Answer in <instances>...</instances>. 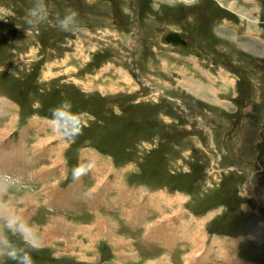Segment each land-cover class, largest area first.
Returning a JSON list of instances; mask_svg holds the SVG:
<instances>
[{"label":"rangeland","instance_id":"rangeland-1","mask_svg":"<svg viewBox=\"0 0 264 264\" xmlns=\"http://www.w3.org/2000/svg\"><path fill=\"white\" fill-rule=\"evenodd\" d=\"M31 2L0 0V96L14 104L0 124L13 121V135L33 116L49 120V109L67 101L84 124L82 135L67 140L68 149L80 147L81 164L115 184L128 182L137 202L152 196L175 216L197 217L189 233L194 244L188 240L175 253L176 233L184 239L189 223H158L149 233V222L143 234L137 222L119 227L103 209L93 217L91 210L67 213L64 222H52L61 226H44L55 216L44 210L29 222L44 226L38 235L46 241L29 250L34 264H180L183 252L194 257L187 264H203L204 253L207 264H264V0H44L49 19L34 30L24 22ZM65 8L78 13L74 33L55 26ZM168 31L185 43L166 41ZM14 100L20 109L11 119ZM36 127L29 128V145L46 140ZM2 142L3 156L20 151L9 133ZM17 185L10 194L0 184V193L7 187L3 199L22 217L29 207L16 203L33 201L15 193L24 191ZM144 236L167 239V246Z\"/></svg>","mask_w":264,"mask_h":264},{"label":"crops","instance_id":"crops-1","mask_svg":"<svg viewBox=\"0 0 264 264\" xmlns=\"http://www.w3.org/2000/svg\"><path fill=\"white\" fill-rule=\"evenodd\" d=\"M0 97H1L0 98V114H1V112L8 110L9 109L8 107L11 108L14 104L12 99L10 98H6L3 96ZM19 109H20V103L18 102L17 107H15V110L9 111L10 113L8 115L11 116V119L14 113ZM11 122L13 121H9V122L6 121L4 125L0 124L2 127L0 129V133L3 134L0 135V173H5L8 176L12 177L13 184L11 186L13 187L14 186L18 187L19 186L17 185L18 183H24V187H23L24 191L15 192V193H18L19 195H23V194L28 195L29 197H31L33 204L31 206H27V205L24 206L22 202H17L15 207L17 209H20V207H29L28 209H26L27 211L25 210L22 216V218L28 223L31 220V215L35 216L37 214L39 216V214H41V212L44 210L49 212L48 214L55 215L48 218L47 221L45 222L46 225L44 226H49L50 223L61 226L65 221L61 216L64 215L68 216L69 213L80 214L84 211L91 210L89 212L92 214L93 217L103 209H107L110 213L114 215V216L107 215V217H109L110 220L114 221L116 225L124 228L122 224L123 222L129 226L132 225V222H137L139 228H143L142 231L143 234L146 233L145 229L147 226L145 227V225L149 224V222H150L149 233H151V231L154 232L155 230L159 231L158 223H161L162 225L165 226L174 225L173 226L174 228H176L175 226L189 223L188 226H185L187 227L186 229L188 231L185 229L184 239H181L182 237H179L180 239H177L175 241V244L172 245L174 248L173 252L175 253L177 251L179 253V248L185 249L187 247L186 244L190 243L188 242V240L192 241L193 236L189 235V233L191 232L192 227H194L193 225H195L194 222L197 219V217H193V215L191 214H189V218H187L185 215H183L184 217L182 218L179 215L175 216V213H172L175 212V210H171L166 207L163 208L161 207V204H158L157 202L153 203L152 196H148L144 201L137 202L134 199L135 187L130 186L128 182H125L126 184L124 182H117V184H115L116 181H113V178L109 177L110 175L107 176L108 177L107 178L100 171H99L100 173L95 171H90L88 173L87 179L84 178L85 176H83L79 181L74 182L72 180V177H69V172H68L69 164L67 160L69 159L70 161L72 158H74L73 162H69L70 164L72 165H78L79 163L81 164L82 159H80L79 162V160H77L78 156H76L77 150L80 147L74 149V147L71 146L68 149V141L66 139L63 140L60 138L54 139L55 135L56 136L59 135L53 134L51 128L49 127V120H46L44 117H40V116L31 117L28 122L29 124L25 126L22 125L19 128H17L16 133L15 134L13 133V135H11L13 126L12 127L9 126ZM1 123L3 122L1 121ZM33 125H37V127L35 128L36 130H40L41 133L44 132V134H42L43 138L47 136L43 144L41 143L35 144L34 143L35 140L32 139H30V145L27 143V141L29 140L28 131L29 128ZM6 133H9L10 136H13L14 142L17 143L18 145L17 149H19L20 151L6 152V154H4L3 156L2 155L3 151L1 150L3 147L2 139L4 138V135H6ZM5 147L7 146L5 145ZM76 147H78V145H76L75 148ZM94 154L96 153L94 152ZM20 155L22 156V158ZM96 158L97 157H95L94 160ZM9 162L11 167H13L14 171L9 168ZM18 162L19 163L22 162V166H24V168H26L27 170L20 171L22 167H20V165L18 167ZM15 167H18L17 169L20 170L16 171ZM115 169H113V171ZM5 179H7V177H5ZM11 186L8 187L9 188L8 193L10 194H11ZM30 186H35V188H37V190L36 189L33 190L36 193H33L32 191H28V188H30ZM107 195H109V197H106ZM106 200L110 201L111 204H113V207H96L99 206L101 202H104ZM132 203H137L138 207H131ZM106 204L107 203H105V205ZM159 205L160 207H158ZM166 209L168 210V212L166 211ZM210 216L211 215H208L207 218H210ZM72 217H78V216H72ZM107 217L104 216L103 218L106 219ZM59 220L63 222L60 224L52 223ZM118 221L120 223H118ZM95 222H97V216L92 219L91 223H87L86 225H92ZM35 224L38 226V230L39 229L43 230L44 226L38 223ZM42 230H39L40 233L42 232ZM109 230L106 231L110 233ZM62 231L68 232V230H66L65 228L62 229ZM162 234L165 235V232H161V235ZM60 235H62V233ZM67 235L68 234H65L64 236ZM221 235H226V233ZM64 236L61 237L63 238ZM173 236L174 235H171V237ZM144 238L148 241L157 243L160 247H165V245L167 246L166 244L167 239H161L159 241L156 238L149 239L145 236ZM39 241H41L42 243L46 242V241H42L41 238ZM193 241L191 242V244L192 243L194 244L195 241L194 242ZM217 241L219 242L218 239ZM122 242L125 246L128 244L126 241H125L126 244L124 243V241ZM197 251L201 252L199 248ZM114 252L116 253L115 249ZM197 254L198 253L193 255L195 256ZM164 255L168 256V254H164ZM118 256L119 255H117V257ZM179 257L181 259L180 264H187L186 263L187 258L194 259V257L190 255L189 252H183ZM202 258H203V264H207V262L210 260V258L207 256V253H204ZM161 259L162 260L160 261L159 260L153 261V259H150L146 264H166L167 262H168L167 264L170 263L169 259H165V260L163 258ZM210 263H212V261ZM225 263L230 264V262H226V261ZM245 263L248 264V262H242V261L240 264H245Z\"/></svg>","mask_w":264,"mask_h":264},{"label":"clouds","instance_id":"clouds-1","mask_svg":"<svg viewBox=\"0 0 264 264\" xmlns=\"http://www.w3.org/2000/svg\"><path fill=\"white\" fill-rule=\"evenodd\" d=\"M184 2L192 3L193 0H184ZM47 10V3L44 0H32L30 7L25 11V24L30 29H37L49 19L46 14ZM55 26L59 31L74 33L79 26L78 13L71 8H65L63 15L57 16ZM49 112L51 114L49 127L53 134L72 141L83 134V121L78 114L71 112V104L67 101L50 108ZM92 168L91 163L73 167L71 170L72 180L79 181ZM11 181L12 177L0 173V184L10 187ZM6 192L7 187L4 193H0V264H7V261H14L15 264H34L29 250H38L40 247L38 229L12 210L8 202L3 199Z\"/></svg>","mask_w":264,"mask_h":264},{"label":"water","instance_id":"water-1","mask_svg":"<svg viewBox=\"0 0 264 264\" xmlns=\"http://www.w3.org/2000/svg\"><path fill=\"white\" fill-rule=\"evenodd\" d=\"M165 40H171V41H177V42H184V38L181 37V35L175 31H168L164 34Z\"/></svg>","mask_w":264,"mask_h":264},{"label":"bare ground","instance_id":"bare-ground-1","mask_svg":"<svg viewBox=\"0 0 264 264\" xmlns=\"http://www.w3.org/2000/svg\"><path fill=\"white\" fill-rule=\"evenodd\" d=\"M181 37H182V36H181ZM166 41H168V42H170V43H176V44L180 43V42H177V41H171V40H168V39H166ZM183 43H185V42H183ZM16 196H17V195H16ZM182 225H183V224H182ZM90 226H91V225H90ZM184 226H185V225H184ZM95 227H96V225H95ZM95 227H94V228H95ZM94 228H93V229H94ZM186 230H187V229H186ZM88 231H89V230H88ZM155 231H156V230H155ZM174 231H175V230H174ZM187 231H188V230H187ZM97 232H98V231H97ZM90 233H91V232H90ZM92 234H93V233H92ZM98 234H99V232H98ZM93 236H94V234H93ZM173 237H174V236H173ZM173 237H171V238H173ZM176 237H177V238L180 237V236L178 235V233L176 234ZM92 238H93V237H92ZM163 239H164V238H163ZM173 251H174V250H173ZM158 260H159V259H158ZM161 260H162V259H161ZM164 260H165V259H164ZM153 261H154V260H153ZM167 263H168V262H167ZM167 263H166V264H167Z\"/></svg>","mask_w":264,"mask_h":264},{"label":"built area","instance_id":"built-area-1","mask_svg":"<svg viewBox=\"0 0 264 264\" xmlns=\"http://www.w3.org/2000/svg\"><path fill=\"white\" fill-rule=\"evenodd\" d=\"M155 91V90H154Z\"/></svg>","mask_w":264,"mask_h":264}]
</instances>
